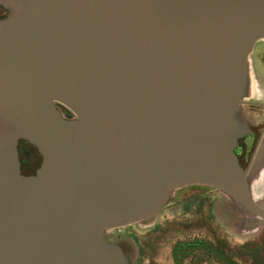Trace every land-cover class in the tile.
I'll return each instance as SVG.
<instances>
[{"label": "water", "instance_id": "1", "mask_svg": "<svg viewBox=\"0 0 264 264\" xmlns=\"http://www.w3.org/2000/svg\"><path fill=\"white\" fill-rule=\"evenodd\" d=\"M0 5V264H130L106 232L185 186L227 195L240 230L264 226V138L250 172L235 154L264 0ZM21 139L43 157L34 175Z\"/></svg>", "mask_w": 264, "mask_h": 264}, {"label": "rangeland", "instance_id": "2", "mask_svg": "<svg viewBox=\"0 0 264 264\" xmlns=\"http://www.w3.org/2000/svg\"><path fill=\"white\" fill-rule=\"evenodd\" d=\"M250 67L257 83H263L264 40L255 44ZM24 144L31 158L21 152V161L29 173L30 165L35 168L43 157L35 145L22 139L18 143V155L19 147ZM258 192L256 187L254 193ZM257 202L264 208V199ZM242 219H246L245 216L231 205L230 198L223 192L209 186H185L172 192L165 207L152 220L133 222L118 232L110 229L105 238L125 250L130 264H176L175 244L195 239L212 243L220 253L224 252L240 264H254L252 253L248 255L245 246L258 248L259 253L264 254V226L242 231L238 228ZM182 264L227 263L217 254L197 249L185 257Z\"/></svg>", "mask_w": 264, "mask_h": 264}, {"label": "flooded vegetation", "instance_id": "3", "mask_svg": "<svg viewBox=\"0 0 264 264\" xmlns=\"http://www.w3.org/2000/svg\"><path fill=\"white\" fill-rule=\"evenodd\" d=\"M7 15H8V11L0 5V19L5 18ZM260 84H261V87L263 89L264 88V82L260 83ZM245 106L253 112H260V111L264 110V100H249L246 102ZM60 110L64 113V115L66 117H74V115L69 116V114H67L66 111L62 110L61 108H60ZM253 131H254V135L249 136L248 138H245V139H241L239 141L238 147L235 149V154L239 160V163L242 166V168L245 170H247V168L249 167V164H250V161L252 158L255 143L257 141V137H258V133H259V127H257V126L254 127ZM21 152H24L26 154V156L30 157V153L28 151V146L26 144H24L22 148L19 147L20 161L22 160ZM41 163H42V159H41L40 163L38 164V166H35V168H33L34 165L32 166V164H31L30 165V172L27 173L25 170V166L23 165V162L21 161V172H22V174L26 175V176L35 174L36 171L38 170V168L40 167Z\"/></svg>", "mask_w": 264, "mask_h": 264}, {"label": "trees", "instance_id": "4", "mask_svg": "<svg viewBox=\"0 0 264 264\" xmlns=\"http://www.w3.org/2000/svg\"><path fill=\"white\" fill-rule=\"evenodd\" d=\"M59 108L66 111L69 116L73 115L72 112H70L67 108L64 106L58 104ZM34 175V174H33ZM246 249H248V255L253 256L254 258V264H264V254H260V250L258 248L255 249H249V246H245ZM205 250L206 252H209L210 254H217L220 258H222L227 264H240L237 261H235L233 258H231L229 255L224 254V252H219L216 247L205 240L201 239H195L191 241H182L175 244L173 247V257L176 264H182V261L185 257H187L193 250Z\"/></svg>", "mask_w": 264, "mask_h": 264}, {"label": "crops", "instance_id": "5", "mask_svg": "<svg viewBox=\"0 0 264 264\" xmlns=\"http://www.w3.org/2000/svg\"><path fill=\"white\" fill-rule=\"evenodd\" d=\"M258 91L260 93V96H258L257 98H250L249 100H264V88L262 89L261 84H258ZM246 103L243 105V109L246 115V118L248 119L249 122V130L251 131L250 133H248L245 137H242L238 140V145H239V141L241 139H245L248 138L249 136H253L254 135V131L253 128L254 127H259V133H258V137H257V141L255 143V147H254V151L252 154V158L249 164V167L247 168V172H250L252 165L254 163V156L256 153L257 148L259 147V144L261 142V140L264 138V110L260 111V112H253L250 109H248L246 106ZM238 147V146H237ZM245 170V169H244Z\"/></svg>", "mask_w": 264, "mask_h": 264}]
</instances>
